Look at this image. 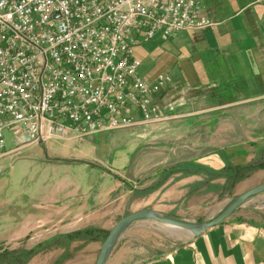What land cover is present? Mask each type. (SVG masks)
<instances>
[{
    "label": "crops",
    "instance_id": "0c3cea01",
    "mask_svg": "<svg viewBox=\"0 0 264 264\" xmlns=\"http://www.w3.org/2000/svg\"><path fill=\"white\" fill-rule=\"evenodd\" d=\"M200 6L212 26L180 33L175 40L162 43L158 54L156 47L149 46L147 51L156 54L155 62L140 77L151 82L159 74L169 76L171 83L157 94L155 102L164 118L159 125L183 135L175 145L220 148L231 158V165L245 166L256 159L258 147L264 144L260 128L246 132L243 122L244 104L252 107L264 101V0H201ZM135 57L141 68V59L136 53ZM255 112L259 121L260 112ZM205 131L210 136L216 131L224 134L219 139L210 137L207 143ZM246 133L258 136L251 139ZM189 162L212 170L224 167L216 155L207 153L176 164ZM105 178L101 175L98 181ZM206 181L201 174H176L158 191L135 199L131 211L148 209L165 218L191 212L194 223L202 224L206 221H201L200 211L205 210L207 199L223 196L222 191L208 192V186L223 187L225 183L224 179L210 184ZM95 182L87 185L77 178L53 179L38 204L30 202L38 214L22 225L13 239L19 244L23 240L22 246L12 250L29 251L54 238L99 227L102 223L98 220L110 211L111 190L103 188L94 195ZM261 184L264 170L238 183L228 193L229 203L234 195ZM253 198L219 225L171 250L145 243L130 227L117 239L104 264H264V197ZM101 202L104 207L96 209ZM99 243L73 241L66 247L45 246L28 264H94Z\"/></svg>",
    "mask_w": 264,
    "mask_h": 264
},
{
    "label": "built area",
    "instance_id": "2783aa9c",
    "mask_svg": "<svg viewBox=\"0 0 264 264\" xmlns=\"http://www.w3.org/2000/svg\"><path fill=\"white\" fill-rule=\"evenodd\" d=\"M201 0H0V160L18 147L164 121L171 80L135 49L212 26Z\"/></svg>",
    "mask_w": 264,
    "mask_h": 264
},
{
    "label": "rangeland",
    "instance_id": "374dc122",
    "mask_svg": "<svg viewBox=\"0 0 264 264\" xmlns=\"http://www.w3.org/2000/svg\"><path fill=\"white\" fill-rule=\"evenodd\" d=\"M161 44L151 42L135 49V53L142 61L139 69L141 76L149 71V67L155 62L157 49L161 48ZM149 46L156 47L155 55L147 51ZM243 111L246 132L251 133L253 127H256L255 130L260 128L261 142H264V101L252 107L244 104ZM255 111L260 112L259 121L254 116L257 115ZM221 132L216 131L210 136L209 132L205 131L207 143L210 142V137L219 139V135L224 134ZM176 134L167 127L154 124L105 132L83 140L73 137L65 140H49L42 145H28L23 148L18 147L17 142L12 143V138L6 134V150L16 147L17 150L0 160L1 251H10L22 246L23 240L19 244L14 243L13 239L18 231H21L22 225L32 220V216L37 215L39 211L33 212L34 208L30 206V202L35 201L38 204L41 194L53 179L77 178L87 185L96 181L92 188L94 195L103 188L111 190L108 202L110 211L103 219L98 220L102 224L95 227L100 230L105 228L102 231L108 234L118 220L132 213L131 203L137 199L133 192L144 190L155 183L160 171L183 164L176 163L198 157L203 153L214 155V152L221 151L220 148L209 145L206 148L175 145L183 138L181 133ZM246 135L251 139L258 136L248 135V133ZM101 175L106 176L103 182L98 181ZM206 179L207 184L217 182V180L209 181L207 177ZM122 182H126L125 186ZM224 185L225 183L223 187L208 186V192L217 194L222 191L223 196L219 200L216 197L207 199L205 210L200 211V214H203L201 221H206L204 223L213 220L231 203H229L228 193L223 190ZM261 194L260 198L264 197V193ZM236 197H238L237 194L234 195V199ZM98 206L96 209L104 207L102 202ZM194 216L193 213L186 212L181 217L169 219L195 224ZM130 227L131 233L141 236V240L145 243L164 250L174 249L191 237L184 231L171 229L153 221H140ZM102 238H104L103 235Z\"/></svg>",
    "mask_w": 264,
    "mask_h": 264
},
{
    "label": "trees",
    "instance_id": "16d2710c",
    "mask_svg": "<svg viewBox=\"0 0 264 264\" xmlns=\"http://www.w3.org/2000/svg\"><path fill=\"white\" fill-rule=\"evenodd\" d=\"M214 155L223 163L221 170H212L210 168L197 166L193 163H183L174 167L165 168L158 174V178L155 183L151 184L148 188L135 191L134 197H142L150 195L159 190L165 183L174 175L181 174L182 176H193V175H205L209 181L224 179L225 185L223 190L230 193L236 184L243 182L257 171L264 170V144L258 147V153L256 159L246 164L245 166H233L230 163V157L226 154L225 150L216 151ZM125 186L126 182H122ZM133 191V190H131ZM102 235L104 238H102ZM107 233L95 228H86L71 234H67L58 238H54L50 243L38 245L32 250L26 251L23 249L19 250H2L0 249V264H27L36 254L45 249V246H63L66 247L70 242L73 241H85V242H98L105 239ZM57 264V263H55Z\"/></svg>",
    "mask_w": 264,
    "mask_h": 264
},
{
    "label": "water",
    "instance_id": "95a60500",
    "mask_svg": "<svg viewBox=\"0 0 264 264\" xmlns=\"http://www.w3.org/2000/svg\"><path fill=\"white\" fill-rule=\"evenodd\" d=\"M39 145H42V143H39ZM261 193H264V184H261L260 186H257L247 191L246 193L236 197L231 201L230 204L225 207V209L218 216H216L210 222L203 224H192L161 217L148 209L130 213L118 220L114 227L108 232L106 238L101 244L94 264H104V262L110 255L117 239L134 223L140 221H153L171 229L184 231L191 237L196 238L202 233L222 223L224 220L229 218L235 212V210L244 205L246 201L260 195Z\"/></svg>",
    "mask_w": 264,
    "mask_h": 264
}]
</instances>
